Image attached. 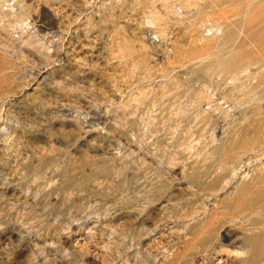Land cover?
I'll use <instances>...</instances> for the list:
<instances>
[{
	"label": "rangeland",
	"instance_id": "rangeland-1",
	"mask_svg": "<svg viewBox=\"0 0 264 264\" xmlns=\"http://www.w3.org/2000/svg\"><path fill=\"white\" fill-rule=\"evenodd\" d=\"M0 264H264V0H0Z\"/></svg>",
	"mask_w": 264,
	"mask_h": 264
}]
</instances>
